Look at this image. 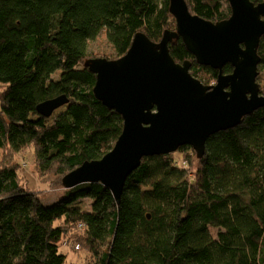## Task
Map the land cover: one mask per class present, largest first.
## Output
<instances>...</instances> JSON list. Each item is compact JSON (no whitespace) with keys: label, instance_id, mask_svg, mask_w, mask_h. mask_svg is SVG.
<instances>
[{"label":"trees","instance_id":"1","mask_svg":"<svg viewBox=\"0 0 264 264\" xmlns=\"http://www.w3.org/2000/svg\"><path fill=\"white\" fill-rule=\"evenodd\" d=\"M186 1L213 22L232 14L229 0ZM176 24L170 0H0V264H64V241L85 253L78 264H264V107L212 135L188 167L173 153L144 157L119 203L102 183L85 182L47 205L22 175L28 150L49 189H64L65 175L121 135L122 115L93 91L90 41L105 32L115 59L137 32L159 42ZM169 47L204 84L216 83L219 70L199 65L182 37ZM258 52L264 68V35ZM60 95L65 110L37 111ZM187 149L195 152L177 151Z\"/></svg>","mask_w":264,"mask_h":264},{"label":"water","instance_id":"2","mask_svg":"<svg viewBox=\"0 0 264 264\" xmlns=\"http://www.w3.org/2000/svg\"><path fill=\"white\" fill-rule=\"evenodd\" d=\"M232 14L213 22L193 14L186 0H170L176 29H166L159 42L137 32L119 58L89 57L85 66L96 74L95 96L122 115L123 130L101 159L86 160L63 178L64 187L100 182L119 203L128 176L144 157L192 147L205 154L212 135L239 125L264 107L258 47L264 35V1L229 0ZM182 37L199 65L219 70L206 85L191 73V61L177 62L169 44ZM230 63L231 73L223 67ZM69 102L66 95L37 106L44 116Z\"/></svg>","mask_w":264,"mask_h":264},{"label":"rangeland","instance_id":"3","mask_svg":"<svg viewBox=\"0 0 264 264\" xmlns=\"http://www.w3.org/2000/svg\"><path fill=\"white\" fill-rule=\"evenodd\" d=\"M89 54L91 57H112L114 56L115 52L112 47V45L109 43L105 36V32H102L100 36H98L95 40H92L89 42L88 46ZM259 76L257 78L258 82L261 85H264V68L262 65H259ZM217 81V80H216ZM215 84V83H212ZM66 105L58 108L55 111V114H58L66 109ZM54 114V115H55ZM52 121V118L50 119ZM195 151V150H194ZM175 156V159L177 161V165L179 167H188V158L193 159L197 157L196 152L193 153L192 150H186L185 152H179L175 151L172 152ZM175 153V154H174ZM33 160V155L31 151H25L20 156V161H26L28 162L27 167L22 166V175L25 177L27 182L30 184L31 187L35 188L38 191H41L40 198L44 204H53L60 200V198L67 195L66 188H62L60 190H51L49 189L48 185L45 184L37 175L36 168L33 164L30 162ZM30 163V164H29ZM82 203L84 206H90L91 199L90 198H83ZM64 245L60 246V252L66 255V261L64 264H78L85 256V253L80 252V250H77L79 252H74L70 246H68V242H63ZM72 247V246H71ZM84 261H82L83 263Z\"/></svg>","mask_w":264,"mask_h":264},{"label":"built area","instance_id":"4","mask_svg":"<svg viewBox=\"0 0 264 264\" xmlns=\"http://www.w3.org/2000/svg\"><path fill=\"white\" fill-rule=\"evenodd\" d=\"M79 227L80 228H84V225L83 224H80ZM76 248H79V244L78 243H76Z\"/></svg>","mask_w":264,"mask_h":264}]
</instances>
